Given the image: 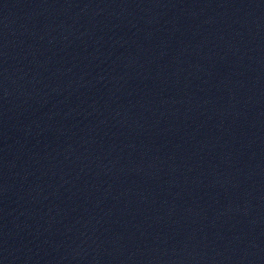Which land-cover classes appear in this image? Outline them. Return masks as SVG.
<instances>
[{"label": "water", "instance_id": "1", "mask_svg": "<svg viewBox=\"0 0 264 264\" xmlns=\"http://www.w3.org/2000/svg\"><path fill=\"white\" fill-rule=\"evenodd\" d=\"M0 264H264V0H0Z\"/></svg>", "mask_w": 264, "mask_h": 264}]
</instances>
